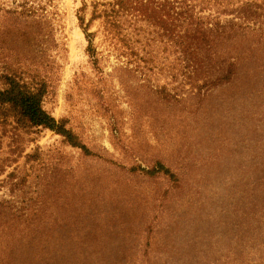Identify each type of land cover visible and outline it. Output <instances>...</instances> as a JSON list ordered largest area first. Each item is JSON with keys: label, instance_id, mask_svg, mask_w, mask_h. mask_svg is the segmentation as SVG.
<instances>
[{"label": "rangeland", "instance_id": "obj_1", "mask_svg": "<svg viewBox=\"0 0 264 264\" xmlns=\"http://www.w3.org/2000/svg\"><path fill=\"white\" fill-rule=\"evenodd\" d=\"M259 1L256 31L225 46L235 56L225 80L218 65L181 66L141 18L125 52L99 32L94 67L83 0H55V18H0V57L44 78V108L96 153L0 104V264H264ZM158 160L178 183L131 169Z\"/></svg>", "mask_w": 264, "mask_h": 264}, {"label": "trees", "instance_id": "obj_2", "mask_svg": "<svg viewBox=\"0 0 264 264\" xmlns=\"http://www.w3.org/2000/svg\"><path fill=\"white\" fill-rule=\"evenodd\" d=\"M54 2L21 0L10 7H1L0 18H55V12L48 10ZM260 6L259 0H83L78 18L88 40L87 53L94 67L102 63L95 43L99 32L105 35L108 46L114 43L115 49L125 52L133 49L128 39L129 21L141 18L162 28L167 40L165 45H174L181 66L197 65L208 69L218 65L216 72H221L216 77L225 80L235 70V56L227 53L225 46L239 42L247 32L256 31L250 21L261 16ZM96 20H101V25L91 31ZM137 42L145 47L141 37ZM46 84L39 76L26 78L14 61L0 57V104L14 109L34 126L61 134L69 145L79 148L85 155L96 154L67 126L66 119H57L44 108ZM131 169L150 177L166 176L175 183L179 181L178 175L161 160L149 168L133 166Z\"/></svg>", "mask_w": 264, "mask_h": 264}]
</instances>
